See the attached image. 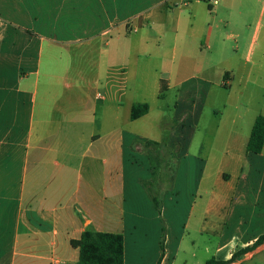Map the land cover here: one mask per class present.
I'll return each mask as SVG.
<instances>
[{"label":"crops","instance_id":"crops-1","mask_svg":"<svg viewBox=\"0 0 264 264\" xmlns=\"http://www.w3.org/2000/svg\"><path fill=\"white\" fill-rule=\"evenodd\" d=\"M162 85L178 91L168 142L184 162L160 257L154 215L137 210L145 139L127 123L136 104L149 112L131 121H148L141 90L163 99ZM212 88L227 90L221 107H209L215 137L244 158L223 160L208 190L196 138ZM259 115L264 0H0V264H77L71 241L87 228L122 234L124 264H176L181 230L202 239L183 264H205L197 251L210 248L230 260L264 235V148L247 151ZM144 227L155 232L149 247L138 236Z\"/></svg>","mask_w":264,"mask_h":264},{"label":"rangeland","instance_id":"rangeland-1","mask_svg":"<svg viewBox=\"0 0 264 264\" xmlns=\"http://www.w3.org/2000/svg\"><path fill=\"white\" fill-rule=\"evenodd\" d=\"M236 87L238 84L236 83ZM210 99L207 102V107L204 111V117L201 122V132L196 138L197 141L202 140L205 142V151L202 156L208 158V166L206 169V175L208 176L207 180V189L209 190L212 187V183L214 182L215 175L220 171V165L223 160L229 158L230 156H237L238 154L227 152L225 142L227 140L226 137L217 134V126L215 120L207 119L209 115V107H221V104L224 102L227 94V90L224 88H212L211 89ZM178 94L177 89L175 90H166L164 92L163 99L157 98L153 89L147 87L141 90L140 101H147L148 104L152 107V113L150 117L147 119L148 121H138L132 122L128 118L127 127L131 131H136L139 133L141 137L145 140H138V146L140 150L147 155L146 162L144 161V167L140 172V178L142 179L139 185L140 190V201L137 204V210L142 211L143 213L152 212L154 215V223L149 222L148 226L153 225L157 228V247L158 252L161 257L163 254V250L161 249V244H163L167 238V225L164 211L172 209V205L170 204V196L174 191L175 185L177 184V178L179 174V166L184 162L183 157L180 156V145L169 144V140L171 137V130L175 129V126L178 123V120H175V106L174 101L176 95ZM216 138V139H215ZM155 141V142H163L159 148H156L154 152L155 155L152 158H149V149H147L144 144L146 141ZM215 140V142H214ZM217 144V145H216ZM166 145V146H165ZM177 150L173 152V150ZM197 149L193 147L191 151L192 155L197 154ZM142 152H139L140 155H143ZM240 160H243L244 153L238 155ZM155 167V168H154ZM154 168V169H153ZM156 169V170H155ZM130 177V173H129ZM128 198L126 203L127 212H134L136 206L132 201V191L129 188L128 190ZM157 197L160 202V208L157 209L154 206L152 201V197ZM208 197H204V200H198L197 205L195 207V211L203 210L207 203ZM185 205L182 203V208L184 209ZM136 210V211H137ZM146 224V221H144ZM192 225V224H191ZM144 232L140 233L138 236L142 237V241L145 246H151L152 238L155 235V232L148 231L146 227H144ZM179 235L183 236L181 241V250L177 257L176 264H183L185 260L190 259L189 256L193 251H195L194 243L198 246V244L202 241L199 234L195 233L192 230L188 231H179ZM214 236V235H213ZM179 237V236H178ZM215 237V236H214ZM216 239L212 237V235H208V244H215ZM136 241L132 239L129 235L128 245H129V253L132 254L136 248ZM203 243V242H202ZM165 246V243H164ZM215 248H210L205 252V250L201 249L197 251L198 259H207L211 258L215 253ZM225 259V258H224ZM245 264H264V250L257 252L253 259L245 261ZM188 264H195L194 260H190Z\"/></svg>","mask_w":264,"mask_h":264},{"label":"trees","instance_id":"trees-1","mask_svg":"<svg viewBox=\"0 0 264 264\" xmlns=\"http://www.w3.org/2000/svg\"><path fill=\"white\" fill-rule=\"evenodd\" d=\"M166 88L162 85L160 98H163ZM149 112L147 104H136L132 107L131 120L135 121ZM164 145L163 142L146 141L144 146L149 149V158L155 155L156 148ZM136 146V144H135ZM166 146V145H165ZM264 148V116L259 115L252 127V131L247 144V151L253 154H261ZM178 151L173 150V152ZM155 168V167H154ZM153 168V169H154ZM156 170V169H155ZM154 206L159 209L160 202L157 197H152ZM165 243V242H164ZM164 243L161 249L164 253ZM264 243V235L258 238L251 246L240 248L233 253L228 261H222L217 257H212L205 264H232L249 252L255 250ZM71 245L79 250V260L77 264H124L125 248L124 236L120 233L98 232L87 228L78 240H72Z\"/></svg>","mask_w":264,"mask_h":264}]
</instances>
